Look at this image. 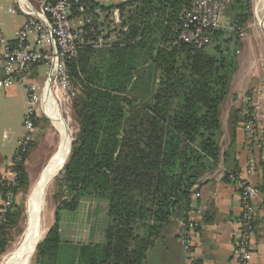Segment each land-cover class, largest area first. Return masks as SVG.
<instances>
[{"label": "trees", "instance_id": "1", "mask_svg": "<svg viewBox=\"0 0 264 264\" xmlns=\"http://www.w3.org/2000/svg\"><path fill=\"white\" fill-rule=\"evenodd\" d=\"M189 2H119L128 27L122 44L82 49L67 62L79 88L72 99L79 132L58 174L65 196L36 245L34 264H141L157 230L175 212L189 211L196 185L218 167L220 108L237 66L220 43L211 52L204 50L207 45L196 49L178 40L181 10ZM246 5L248 0H231L227 6L240 11L232 21L240 28L250 15ZM221 35L222 30L214 29L210 40L217 42ZM181 52L186 72L180 70ZM145 67L152 76L156 71L161 76L151 100L138 101L131 94L138 71ZM231 118L234 141L244 116L237 111ZM230 169L225 172H236L239 166L235 162ZM17 171L15 194L27 177L23 163ZM257 189L264 200V179ZM82 199L107 201L103 243L72 244L60 237L59 211H74ZM22 214L14 203L6 223L0 224V256L7 245L6 230Z\"/></svg>", "mask_w": 264, "mask_h": 264}, {"label": "built area", "instance_id": "2", "mask_svg": "<svg viewBox=\"0 0 264 264\" xmlns=\"http://www.w3.org/2000/svg\"><path fill=\"white\" fill-rule=\"evenodd\" d=\"M123 1L10 0L8 10L22 14L24 21L15 31L12 41L3 36L0 26V68L3 73L0 87L9 88L20 84L26 94V108L22 137L7 170L0 174V193L4 191L1 195L0 224L6 223V215L14 204V189L19 184L17 166L25 164L24 153L33 141L35 122L40 114L48 115L44 107L45 92L57 102H71L76 90L67 62L82 49L98 50L122 44V35L128 27L124 12L117 4ZM230 2L190 0L181 10L178 40L196 49L204 48L210 41L211 31L220 27L219 21ZM230 29L236 34L241 30L237 24H232ZM40 67L45 70L41 84L33 76L34 72L39 73ZM243 116L242 129L248 150L245 164L236 172H223L222 177L239 188L241 212L234 255L237 264H250L256 219L252 200L258 194V189L247 180L255 163L250 154L254 138L253 115L247 110ZM189 224L195 226L194 223ZM188 237L186 226L183 225L178 232V239L185 252L184 264H196L193 245Z\"/></svg>", "mask_w": 264, "mask_h": 264}, {"label": "rangeland", "instance_id": "3", "mask_svg": "<svg viewBox=\"0 0 264 264\" xmlns=\"http://www.w3.org/2000/svg\"><path fill=\"white\" fill-rule=\"evenodd\" d=\"M108 1L113 2V0ZM254 4L255 0H248L249 8L246 12L249 14L250 11V15L243 26H241L240 33L237 34L239 35L237 39H235L233 34L234 31L230 29V26L232 25L235 11H240L236 9L232 10L231 7L227 8L219 21L220 27L218 29L222 30L221 37L217 40V42H213L211 39L204 50L211 52L215 51L216 48L213 49L214 45L220 43L222 51L230 57L233 56L237 66L236 71L230 79L228 93L220 108L221 130L217 135L216 141L220 154L219 162H223L224 165L227 166L229 162H232L233 157L236 156L237 151L242 147V145H245L246 149L247 140L242 129V122L244 119L237 123L236 138L234 141H232L231 132L233 128V120L231 115L233 112L236 114L238 111V115L241 117L245 112H247L248 107H250L252 111L251 114L253 115L254 131V138L251 143L252 149L250 154L254 157L258 163V166L264 171V35H260V28L254 16ZM0 5L2 6L0 9L1 27L3 30L9 32L7 33L8 36L10 34L12 36L14 28L17 26V24L22 20L24 21V16L22 14L11 15L6 13V0H0ZM234 40H237V42ZM93 56H95L94 53ZM178 61L180 70L182 68L185 70V72L188 71L186 70V65L188 63L185 60V53H180ZM38 71L39 76L36 78L38 83L41 84L45 78V70L43 67H40ZM160 76V71L158 73L156 71L155 75L152 76L151 69L147 67L140 69L137 73L138 78L135 81L131 96L138 101L151 100L155 89L158 87ZM73 85L76 90L75 96H77L79 94L78 84L74 82ZM73 102L74 101L67 103L57 102L63 119H65L68 124L70 140L69 147H71L72 141L75 140L79 132L76 118L74 116ZM4 114L5 112L3 115L0 113L2 118H4ZM35 128L32 145L24 164L25 173L27 176L26 182L18 190L14 201L15 205L22 207L23 214L16 226H12L6 230L4 238L7 240V245L0 256V262L2 256H4L6 253H9L16 245H18L23 233L28 226L26 201L29 189L32 183L45 169L48 159L55 151L58 143V132L48 115L40 114L37 118ZM69 152L70 151L68 150V153ZM245 156L246 155L243 156L244 162L247 157ZM223 157H225V159ZM58 174H56L50 180V184L46 189L43 203V212L41 214L42 224L45 227V232L41 239L47 232L49 223H52L53 221L54 213L61 197L65 196L63 195V191L60 187V176H58ZM81 207L94 208L95 231L100 232V229H102L104 233V229L109 220L107 216V201L95 199L84 200V202L81 203ZM87 210L88 213L92 212L90 209ZM59 213H61L63 217L64 213L67 215L70 212L62 210L59 211ZM85 217L88 218L89 216ZM34 260L33 254L30 264H34Z\"/></svg>", "mask_w": 264, "mask_h": 264}, {"label": "crops", "instance_id": "4", "mask_svg": "<svg viewBox=\"0 0 264 264\" xmlns=\"http://www.w3.org/2000/svg\"><path fill=\"white\" fill-rule=\"evenodd\" d=\"M6 2V13L19 14L10 12L8 8L11 2L10 0ZM1 7L0 5V9ZM22 21L14 28L12 36L11 34L8 36L9 32L1 27L3 36L12 41ZM33 76L37 77L39 73L34 72ZM2 77L0 68V79ZM25 108L26 94L20 84L9 88L0 87V113L3 115L5 112L4 118L0 115V174L7 170L16 145L22 137ZM244 155H248V150L245 149V145H242L232 162H229L227 166L219 162L212 173L206 174L200 180L192 192L189 211L184 214L182 211H177L168 223L161 225L141 264H184L185 252L178 239V232L183 225L186 226L188 238L192 242L196 264H237L234 243L241 212L239 188L236 184L226 181L222 173L226 171L224 169H230L235 162L242 169L245 164ZM262 179H264V171L255 160L253 172L247 176V180L257 187ZM84 200L89 199L80 200L74 211H66L70 212L67 215L64 213L62 217L59 213L60 237L72 244L103 243V230L96 232L94 228L95 210L81 207ZM1 201L0 193V204ZM252 201L256 219L251 240L250 264H264V200L258 192ZM87 209L92 211L91 215ZM53 222L54 218L52 223H49V227ZM189 223H194L195 226L192 227ZM138 234L142 235L143 230H138Z\"/></svg>", "mask_w": 264, "mask_h": 264}, {"label": "bare ground", "instance_id": "5", "mask_svg": "<svg viewBox=\"0 0 264 264\" xmlns=\"http://www.w3.org/2000/svg\"><path fill=\"white\" fill-rule=\"evenodd\" d=\"M254 16L260 28V35H264V0H255ZM44 107L58 132V143L55 151L49 157L45 169L29 189L26 201L28 226L18 245L2 256L0 264H30L35 244L41 240L45 232L41 214L46 189L50 184V180L62 170L67 160L70 142L68 124L63 119L57 100L46 92L44 94Z\"/></svg>", "mask_w": 264, "mask_h": 264}, {"label": "water", "instance_id": "6", "mask_svg": "<svg viewBox=\"0 0 264 264\" xmlns=\"http://www.w3.org/2000/svg\"><path fill=\"white\" fill-rule=\"evenodd\" d=\"M39 241H40V240H39ZM39 241H38V242H39ZM38 242L35 244V248H36V245L38 244ZM35 248H34V249H35ZM34 251H35V250H34Z\"/></svg>", "mask_w": 264, "mask_h": 264}]
</instances>
